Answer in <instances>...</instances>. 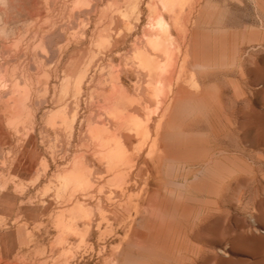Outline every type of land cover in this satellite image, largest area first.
Wrapping results in <instances>:
<instances>
[{"label": "rangeland", "instance_id": "1", "mask_svg": "<svg viewBox=\"0 0 264 264\" xmlns=\"http://www.w3.org/2000/svg\"><path fill=\"white\" fill-rule=\"evenodd\" d=\"M0 264H264V0H0Z\"/></svg>", "mask_w": 264, "mask_h": 264}, {"label": "bare ground", "instance_id": "2", "mask_svg": "<svg viewBox=\"0 0 264 264\" xmlns=\"http://www.w3.org/2000/svg\"><path fill=\"white\" fill-rule=\"evenodd\" d=\"M83 1V0H82ZM161 1V3H162V5H163V7H165V8H171V7H173L175 4H176V2H177V0H160ZM80 3V2H79ZM127 3H128V1H127ZM98 4V3H97ZM137 9V8H136ZM86 11V10H85ZM131 11V10H130ZM80 13V12H79ZM155 24H156V26H157V28L162 32V34H155L154 35V32H153V35H149L148 36V38H149V40H148V42H149V44H150V46L152 47V48H154V49H156V50H161L163 53H165L166 54V56H167V63L165 64V66H164V64L163 65H160V64H156V63H158V62H156L155 63V61H154V57L152 58L148 53H146V52H142V51H140V50H138L137 51V57H138V60H140V64L141 65H143V66H145L146 68H148V69H150V70H153V71H155V72H158L159 73V71H160V73L162 72V70H164L168 65H169V62H171L170 61V58H171V53H170V43H169V39L167 38V33L165 32V34H164V31L166 30V23L164 22V19L162 18V17H160V16H158V17H156V22H155ZM169 27V26H168ZM152 31V30H151ZM167 31V30H166ZM82 34V33H81ZM39 37V36H38ZM171 37V36H170ZM172 42V41H171ZM101 46V45H100ZM80 58V57H79ZM82 65V64H81ZM176 66V65H175ZM175 66H174V70H172V72L173 71H175ZM169 67V66H168ZM167 71H169V70H167ZM180 71V70H179ZM181 71H182V68H181ZM171 72V73H172ZM3 73H4V71H3ZM159 73V74H160ZM163 73V72H162ZM175 73V72H174ZM174 73H172V75L174 76ZM180 73V72H179ZM159 76V75H158ZM162 76H164V75H162ZM171 77L169 76V77H165L164 79H163V81H166V88H165V92H166V90H167V88H169V86L171 85H168L169 83H172L171 82V79H170ZM181 78V77H180ZM179 79V78H178ZM169 80H170V82H169ZM169 82V83H168ZM165 84V83H164ZM161 85V84H160ZM174 85V84H173ZM164 85H162V89H163V87H165ZM172 86V85H171ZM158 88V87H157ZM160 88V87H159ZM121 89V88H120ZM174 89V88H173ZM117 90V89H116ZM122 90V89H121ZM20 91V90H19ZM24 91V90H23ZM158 91V90H157ZM161 91H163V90H161ZM178 91V90H177ZM75 92V91H74ZM73 92V93H74ZM159 92H160V89H159ZM168 92H170L169 90H168ZM121 94L118 96V98H114L113 97V100L115 99V101L114 102H112V100H111V103L112 104H114V103H117L116 101L118 100L119 102H121V103H123V100H125V98L123 97L124 96V91H123V93L122 92H120ZM157 93V92H156ZM163 93H164V91H163ZM8 94V93H7ZM22 94V93H21ZM123 95V96H122ZM163 95V94H162ZM169 95V94H168ZM168 95L166 94L165 95V97L167 98L168 97ZM3 96V95H2ZM1 96V97H2ZM120 96H122V97H120ZM121 99V101H120V99ZM129 99V98H128ZM24 100H26V99H24ZM29 100V99H28ZM110 101V100H109ZM40 102V101H39ZM165 102V101H164ZM163 102V103H164ZM166 102H168V101H166ZM108 103H110V102H108ZM107 104V103H106ZM111 104V105H112ZM109 105V104H108ZM107 105V106H108ZM106 106V107H107ZM120 106V105H119ZM119 107H115V109H116V112H115V110L114 109H111L110 111H111V113L110 114H114V113H118L120 110L119 109H121V108H119ZM127 108V107H126ZM125 108V109H126ZM119 110V111H118ZM113 111V112H112ZM118 111V112H117ZM125 112V110L123 111L122 110V112H120V113H124ZM166 112V111H165ZM129 114V113H128ZM167 114V113H166ZM115 115V114H114ZM124 115V114H123ZM112 116V115H111ZM116 116V115H115ZM114 116V117H115ZM129 117L128 118H130V114L128 115ZM120 117H121V119L123 118V119H126L125 117H123V116H121V114H120V116H118V118L120 119ZM117 118V119H118ZM165 118V117H164ZM163 118V119H164ZM20 119H22L21 117H20ZM113 120H114V118H113ZM23 121V120H22ZM123 121V120H122ZM122 121H115L117 124H121V122ZM124 122V121H123ZM122 122V123H123ZM129 122V119H128V121H127V123ZM13 123V122H12ZM107 123V122H106ZM130 123V122H129ZM103 124V123H102ZM119 124V126H121ZM243 124V123H242ZM127 127V126H126ZM126 127H124V128H126ZM131 127V126H130ZM107 128V127H106ZM116 128L118 129H116V132H119V128L116 126ZM124 128H122V130L124 129ZM25 129V128H24ZM101 129V128H100ZM100 129H99V131H100ZM127 129H128V127H127ZM133 129V128H132ZM134 130V129H133ZM130 131V130H129ZM132 131V130H131ZM107 131H105V133H106ZM109 132V131H108ZM107 132V133H108ZM158 132V131H157ZM159 133V132H158ZM109 135H110V132L108 133ZM95 135V134H94ZM105 135V134H104ZM103 135V136H104ZM107 135V134H106ZM108 135V136H109ZM112 138L114 137V136H111ZM119 137H120V134H119ZM108 138V137H107ZM107 138L105 139V140H107ZM97 139V138H96ZM114 139V138H113ZM120 139V138H119ZM99 140V139H98ZM108 142H109V140H107ZM116 142L118 141V143H119V140H115ZM114 141V142H115ZM112 143H113V148L115 149L116 147H117V149H121V147H123V146H114L115 145V143L113 142V141H111ZM119 144H121V143H119ZM117 145V144H116ZM122 145V144H121ZM112 146V145H111ZM113 149V151H115ZM114 154H115V152H113ZM117 153H119V152H116V154ZM115 154V155H116ZM118 155V154H117ZM116 157V156H115ZM118 157V156H117ZM118 160V159H117ZM77 166V165H76ZM70 181H74V183H78V185L79 184H86V183H88L89 181H88V178H87V176H86V174H85V172H84V170L82 169V168H78V170L73 174V176L70 178H68ZM73 183V182H72ZM73 183V184H74ZM70 185H72V184H70Z\"/></svg>", "mask_w": 264, "mask_h": 264}]
</instances>
